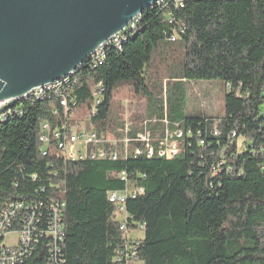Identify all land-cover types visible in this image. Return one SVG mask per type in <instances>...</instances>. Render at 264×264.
Returning a JSON list of instances; mask_svg holds the SVG:
<instances>
[{"label":"trees","instance_id":"16d2710c","mask_svg":"<svg viewBox=\"0 0 264 264\" xmlns=\"http://www.w3.org/2000/svg\"><path fill=\"white\" fill-rule=\"evenodd\" d=\"M92 60L0 117V220L7 205L24 206L0 232V256L6 235L33 217L28 251L14 264H264V0H161L120 46ZM193 80L223 83L216 124L211 115L186 112ZM97 85L104 91L94 107ZM124 87L147 103L146 115L132 120L157 118L184 130L175 157L159 155L166 130L151 141L152 156L136 140L150 123L117 131L125 121L112 106ZM84 105L98 136L121 137L116 160L70 159L58 148L54 132H74L68 116ZM44 124L49 143L41 140ZM240 137L247 140L241 151ZM123 171L144 191L119 211L108 194L126 188ZM61 202L56 241L48 230L52 206ZM137 231L143 236L131 234Z\"/></svg>","mask_w":264,"mask_h":264},{"label":"water","instance_id":"95a60500","mask_svg":"<svg viewBox=\"0 0 264 264\" xmlns=\"http://www.w3.org/2000/svg\"><path fill=\"white\" fill-rule=\"evenodd\" d=\"M156 0H0V114L77 70Z\"/></svg>","mask_w":264,"mask_h":264},{"label":"built area","instance_id":"2783aa9c","mask_svg":"<svg viewBox=\"0 0 264 264\" xmlns=\"http://www.w3.org/2000/svg\"><path fill=\"white\" fill-rule=\"evenodd\" d=\"M138 22H139V16L133 19V23L130 24L129 28H124L123 30H130V28H135ZM118 33L111 36L107 41L101 44L93 52L94 53V60H92L93 62L96 63L97 61L101 60V54L105 52L107 46L114 45L118 47ZM69 81L70 79H65L64 81L59 83H64L65 85L69 83ZM47 91H54V90L44 89L41 88V86H39L35 88L29 95L45 94ZM103 91H104V87L102 85H97L93 90L92 104L94 107L102 102ZM55 92L60 93L61 91H55ZM61 104L66 112L70 110L71 106L69 105L67 98L64 97L61 101ZM75 105L76 102L73 103V106ZM10 111L11 110L8 109L2 114L10 113ZM2 114H0V117ZM165 123H166V128L164 127V130H166L165 131L166 137L160 141L159 155L164 156L167 159H172L181 151V142L185 132L181 127H177L174 130H170L167 127V121H165ZM45 130L49 131V127L47 124L43 125V131ZM46 131L45 133L41 134V140L45 143H49L51 137L48 133H46ZM53 136L57 141L58 148L63 152V154L67 158L83 159L88 157L91 159H96V158L111 157L114 160L117 159L118 153L116 151H113L111 153L112 149L116 150L115 143L109 141V139H107L106 136H98L92 129L74 131L69 135L65 134L64 137L61 135L59 131H56L54 132ZM136 140L145 143L147 147H149L148 156L153 155V149L150 147V143L153 139H151L150 137L149 128L147 129L145 128V131L143 133L138 134ZM106 144L108 145V148H110L111 151H109V149L106 148ZM75 147L78 148L76 149ZM91 147H95V148L91 149ZM136 153H139V151L136 150ZM119 176L127 182L126 188L123 191L110 192L108 194V198L110 202L118 206L119 211H123L125 201L127 200V198L130 197L135 198L138 195H142L144 189L141 186H137L135 182L129 181V176L125 171L121 172ZM64 204L65 203L61 202V203H55L52 206L53 217L49 225L48 235L51 238L55 239L56 241L60 239L62 236L61 220H62V212H63ZM23 207L24 206L21 202H15L7 205V207L3 211V216L0 220V232L6 231V228L11 225V219L14 217L16 211L22 209ZM32 225H33V217H31L28 221H26L24 229L19 233L21 239L16 245L22 243L20 249H15L12 246H7L5 245V242L2 244L3 252L2 255L0 256V264H14L18 259L22 258L27 253L30 240L32 237V230L34 229ZM120 228L123 231L127 230L126 229L127 226L125 225V223H122ZM53 253L55 254L54 251ZM134 258L136 260V257Z\"/></svg>","mask_w":264,"mask_h":264},{"label":"rangeland","instance_id":"374dc122","mask_svg":"<svg viewBox=\"0 0 264 264\" xmlns=\"http://www.w3.org/2000/svg\"><path fill=\"white\" fill-rule=\"evenodd\" d=\"M224 95L225 88L220 80L189 81L187 83L186 112L189 114L202 113L211 115L216 124L219 118L224 115ZM146 110L147 103L143 97L135 93L133 89L128 87L121 88L116 92L112 106V114L123 117L125 126L119 128L117 131L126 135L134 125H139L140 127V125L143 126L150 123V127H148L151 128L149 130L151 139L158 137L161 133L160 131H163L164 127L166 128V125H162V120L157 118L147 119L142 123H137L135 120H132L133 117L140 118V116H145ZM90 115L91 113L87 105L78 107L75 111L70 113L68 120L74 127V131L93 129ZM105 136L109 141L115 143L117 147L121 137L118 136L116 132L110 131L105 133ZM237 141L239 150H243L246 147L247 140L240 137ZM123 142L125 146L128 147L129 139L127 137L123 139ZM75 148L77 149L78 147ZM131 234L143 236L141 231ZM20 239V234L17 232H10L5 237V245L14 247Z\"/></svg>","mask_w":264,"mask_h":264},{"label":"bare ground","instance_id":"6f19581e","mask_svg":"<svg viewBox=\"0 0 264 264\" xmlns=\"http://www.w3.org/2000/svg\"><path fill=\"white\" fill-rule=\"evenodd\" d=\"M161 0H156L154 3H156V2H160ZM153 3V4H154ZM152 4V5H153ZM151 5V6H152ZM140 16V15H139ZM133 23V20L132 21H130V23L125 27V28H129V26H130V24H132ZM132 29H134V28H130V30H122V31H120V33H118V46H120L121 45V41H122V38L127 34V33H129ZM103 54H101V56H102ZM90 59H93L94 60V53H92L90 56H89V58L87 59V61L88 60H90ZM86 61V62H87ZM82 65V64H81ZM80 65V66H81ZM79 66V67H80ZM76 71V70H75ZM75 71H73V72H71L69 75H67V76H70V75H72ZM67 76H64V77H67ZM63 78V77H62ZM60 80V79H59ZM58 81V80H57ZM57 81H55V82H57ZM55 82H53V83H55ZM53 83H48V84H45V85H43V86H41V88H44V87H46V86H51Z\"/></svg>","mask_w":264,"mask_h":264}]
</instances>
